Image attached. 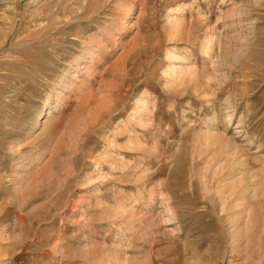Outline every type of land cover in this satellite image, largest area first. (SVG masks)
Wrapping results in <instances>:
<instances>
[{
  "label": "rangeland",
  "instance_id": "obj_1",
  "mask_svg": "<svg viewBox=\"0 0 264 264\" xmlns=\"http://www.w3.org/2000/svg\"><path fill=\"white\" fill-rule=\"evenodd\" d=\"M0 182V264H264V0H0Z\"/></svg>",
  "mask_w": 264,
  "mask_h": 264
},
{
  "label": "bare ground",
  "instance_id": "obj_2",
  "mask_svg": "<svg viewBox=\"0 0 264 264\" xmlns=\"http://www.w3.org/2000/svg\"><path fill=\"white\" fill-rule=\"evenodd\" d=\"M226 117H228V116H226ZM2 186H4V183H1L0 182V196L2 197V196H4L5 197V194H6V192H4L1 188H4V187H2ZM6 197H7V195H6ZM8 198V197H7Z\"/></svg>",
  "mask_w": 264,
  "mask_h": 264
}]
</instances>
